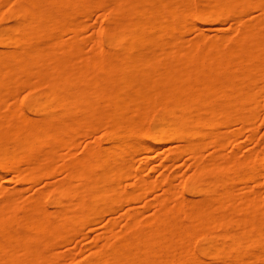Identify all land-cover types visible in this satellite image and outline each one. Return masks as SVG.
I'll return each mask as SVG.
<instances>
[{
	"label": "bare ground",
	"instance_id": "obj_1",
	"mask_svg": "<svg viewBox=\"0 0 264 264\" xmlns=\"http://www.w3.org/2000/svg\"><path fill=\"white\" fill-rule=\"evenodd\" d=\"M253 2L264 9V0H0V177L62 173L30 194L0 183V264L264 263V141L239 153L264 106V14L245 19ZM199 18H233L236 33L183 37ZM182 153L194 171L180 184L174 172L145 173ZM243 179L257 184L240 188ZM196 191L206 196L186 195ZM140 200L121 231L109 217L89 253L62 249L105 211Z\"/></svg>",
	"mask_w": 264,
	"mask_h": 264
},
{
	"label": "rangeland",
	"instance_id": "obj_2",
	"mask_svg": "<svg viewBox=\"0 0 264 264\" xmlns=\"http://www.w3.org/2000/svg\"><path fill=\"white\" fill-rule=\"evenodd\" d=\"M204 5L203 3L201 6ZM247 14L245 15V19L249 20H255L259 18L262 14H264V9L263 6L259 3L253 2L250 5L247 6ZM4 12L7 14L8 13V8L7 6H4ZM104 13L103 8H97L93 11V18L91 19V24L97 26V24L100 21L101 15ZM235 20L233 18H230L226 22H219L215 20H204V18H199L191 23H189L186 26V31L184 32L183 37H186V39H194L195 37L198 36L200 32L206 31L209 33H219V32H226L229 33V35H233L236 33V26H235ZM92 32V31H89ZM87 48H89V45H87ZM264 86V82H263ZM262 102L264 103V97L262 98ZM258 124H259V130L256 135V140H249L247 137V134H243L240 137V141L242 142L243 146L239 149V153L241 156H244L246 154H249L256 150L258 144L257 141L260 142V140L264 141V106L262 110L260 111L259 117H258ZM240 124H235L233 127H238ZM94 133L96 135H99L102 133V130H97ZM91 137L89 136H83L81 138V142L78 146V153H82V150L84 148V145L86 142L90 139ZM168 146H172L173 148H180V141L178 139H171L167 142ZM215 149L214 145H210L205 149V153H210ZM233 150V145L231 143H227V147L225 148L226 152H230ZM160 162H156V164H159ZM24 164V163H23ZM194 171V158L190 154H183L177 158L173 163L171 164L170 167H159L157 169L151 170L150 168L146 169L145 173L151 172L152 178H162L164 173H170L174 172L177 174V184H180V182L184 179H186L192 172ZM62 173L52 177V178H42L39 181H36L34 183L26 181L23 182V184H20L16 181V178L14 176V173H9L5 177H0V183H5L8 185L9 189H18V188H24V191L27 194L33 193L36 190L43 189L46 187V185L49 183V181L54 182L58 177H60ZM133 179L129 180V182H132ZM257 184V181L255 180H249V179H243L238 182V185L240 188L243 189H248L252 188L254 185ZM262 191L264 195V186H262ZM163 191L162 189H158L156 192H153L152 194L148 195L146 198V201L148 200L151 203V206L149 209L145 210L142 215L144 217H151L154 212H155V205L154 203L157 201V195H162ZM187 196L191 198H204L206 196V193L201 192V191H196L193 193H187ZM1 198V196H0ZM145 200H140L137 202H134L132 204L125 203L124 208L116 211V212H108L105 211L99 219L96 221L90 223L89 225L86 226L85 232L87 233V237H84L83 239L78 241L71 242L65 246L62 247L63 250H75L79 251L81 248L84 249L87 253L91 251V248L93 246H96L98 242L103 241V237L105 232L108 231L109 226H108V221L109 217L114 216L115 218L118 219L119 224L115 227V231H121L122 228L124 227V224L127 222V218L125 215V211L127 207L129 206H136L138 208H142ZM99 238V240H98ZM86 254L82 255L79 254L78 258L83 259ZM264 264V263H263Z\"/></svg>",
	"mask_w": 264,
	"mask_h": 264
}]
</instances>
